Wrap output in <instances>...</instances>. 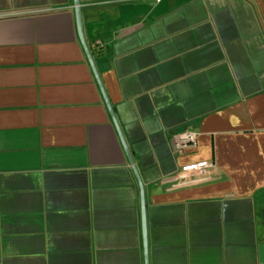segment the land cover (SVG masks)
<instances>
[{"label": "crops", "instance_id": "0c3cea01", "mask_svg": "<svg viewBox=\"0 0 264 264\" xmlns=\"http://www.w3.org/2000/svg\"><path fill=\"white\" fill-rule=\"evenodd\" d=\"M81 10L149 263L264 264V0ZM186 128L198 144L177 147ZM0 264H145L74 0H0Z\"/></svg>", "mask_w": 264, "mask_h": 264}, {"label": "water", "instance_id": "95a60500", "mask_svg": "<svg viewBox=\"0 0 264 264\" xmlns=\"http://www.w3.org/2000/svg\"><path fill=\"white\" fill-rule=\"evenodd\" d=\"M74 4H75V12H76V18H77V27H78V32H79V36H80V39H81V42H82V45L84 47V50L86 52V55L89 59V62L91 64V67L93 69V72L95 74V77L99 83V86L101 88V91H102V94L104 96V99L107 103V106L109 108V111L112 115V118L114 120V123L117 127V130L121 136V139L123 141V144L126 148V151H127V154H128V157H129V160L133 166V169L138 177V180H139V183H140V194H141V205H142V219H143V240H144V251H145V264H150L149 263V247H148V238H147V223H146V200H145V187H144V184H143V181L141 179V176L139 174V171H138V168L137 166L135 165L134 163V158H133V155L131 153V150L129 149L128 145H127V142H126V139L124 137V134H123V131L121 129V125L117 119V116L115 114V111H114V108H113V105L109 99V96L107 94V91L105 89V86L103 84V81H102V78H101V75L99 73V70L97 68V65L95 63V60L93 58V54L91 52V49L87 43V40L85 38V34H84V31H83V20H82V10H81V0H74Z\"/></svg>", "mask_w": 264, "mask_h": 264}, {"label": "built area", "instance_id": "2783aa9c", "mask_svg": "<svg viewBox=\"0 0 264 264\" xmlns=\"http://www.w3.org/2000/svg\"><path fill=\"white\" fill-rule=\"evenodd\" d=\"M197 144H198V132L191 128L184 129L178 134V137L175 138V145L177 147H182L185 145L196 146ZM213 165H214L213 161L206 159L185 163L181 166L180 170L176 174V178L179 179V181H181L183 179H186L190 175H193L196 172L203 174L206 171H208V169Z\"/></svg>", "mask_w": 264, "mask_h": 264}]
</instances>
